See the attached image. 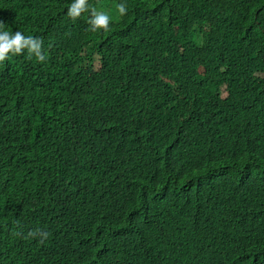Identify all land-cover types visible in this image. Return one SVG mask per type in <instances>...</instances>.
Wrapping results in <instances>:
<instances>
[{"label": "trees", "instance_id": "trees-1", "mask_svg": "<svg viewBox=\"0 0 264 264\" xmlns=\"http://www.w3.org/2000/svg\"><path fill=\"white\" fill-rule=\"evenodd\" d=\"M71 3L0 0V264H264V0Z\"/></svg>", "mask_w": 264, "mask_h": 264}, {"label": "clouds", "instance_id": "clouds-1", "mask_svg": "<svg viewBox=\"0 0 264 264\" xmlns=\"http://www.w3.org/2000/svg\"><path fill=\"white\" fill-rule=\"evenodd\" d=\"M116 9L121 16L127 14V6L124 3L117 4ZM85 12L89 13L87 23L91 32L109 31L111 17L103 11L90 8L88 0H72L67 9V16L76 21ZM25 51L29 59L34 57L39 63L47 62L42 38L33 35L26 36L19 30L15 32L6 30L5 22L0 20V64L7 61L10 56L22 55ZM17 228L20 230L15 231L13 235L25 240L38 239L39 243L43 244L49 237V233L40 228L29 230L26 233L19 224Z\"/></svg>", "mask_w": 264, "mask_h": 264}]
</instances>
